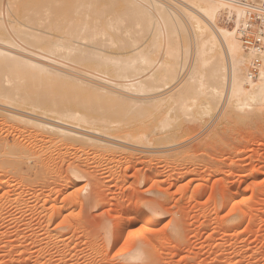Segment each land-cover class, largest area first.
<instances>
[{
    "label": "rangeland",
    "instance_id": "374dc122",
    "mask_svg": "<svg viewBox=\"0 0 264 264\" xmlns=\"http://www.w3.org/2000/svg\"><path fill=\"white\" fill-rule=\"evenodd\" d=\"M9 1L0 45L9 39L23 55L52 58L57 63L50 65L69 78L49 76L55 84L47 89L60 101L59 111L16 101L20 94L14 99L0 95V264H264V99L242 107L228 104L217 114L214 107L203 111L204 96L196 95L199 101L191 111L177 110V97L169 95L179 82L166 70L171 64L178 69L186 56L190 60L193 45L162 24L155 46L149 29L160 24L143 19L131 0H0V5L5 9ZM98 23L111 40L108 34L96 39L86 35ZM70 27L85 28L74 34ZM21 32L49 39L40 42ZM83 35L87 38L82 40ZM135 38L153 60L140 64L153 81L138 88L137 80L116 73L115 65H97L64 49L48 51V41L60 39L88 51L97 48L100 54L127 57ZM177 40L179 54L173 55ZM187 48L191 55H186ZM203 67L201 80L209 84L208 91L215 74L212 67ZM32 74L40 72L0 60L3 88L18 85L21 93L34 89L38 76ZM73 78L88 80L83 98L102 104L106 100L114 107L111 111L118 102L127 106L123 115L108 113L107 118L132 129L137 138L132 141L123 138L125 130L98 125V112L89 113L82 108V97L67 94L66 84L77 83ZM157 96L167 98L160 107L135 101ZM23 110L110 141L112 149L65 141L54 132L10 122V112ZM67 111L88 113L90 122H79ZM176 114L170 127H160L165 117ZM168 131L175 134L173 140L157 139ZM8 144L20 147L11 151ZM70 165L85 178H73ZM140 241L141 258H131Z\"/></svg>",
    "mask_w": 264,
    "mask_h": 264
},
{
    "label": "bare ground",
    "instance_id": "6f19581e",
    "mask_svg": "<svg viewBox=\"0 0 264 264\" xmlns=\"http://www.w3.org/2000/svg\"><path fill=\"white\" fill-rule=\"evenodd\" d=\"M131 1L134 3V6H136L135 8H137V11L139 12V14H141L143 19L154 20L160 24L157 27L150 26L149 29L150 31L149 35H151V37L153 38V39L151 38V40H153V44L155 46L158 45L159 42L158 40L161 37V33L164 31L163 29L162 30L160 29L162 28V24L169 25V28H171L173 32L178 33L179 35L182 34L183 36L186 37V39L190 41L189 44L191 43V45H193L192 46L193 54L191 57L192 59L190 58L189 60V56H186L183 61L181 60V63L179 62L180 64L178 63L179 64L178 69H175L176 66L175 67L173 66L174 68H172V64H171V66L169 67L170 69L166 70V72L171 73L170 76L171 77L173 76L172 77L173 80L176 79L179 82L175 87L176 90L174 94L169 95V97H172V99L175 96L177 97L176 98L177 100H175L176 103L178 104L176 105L177 110H179L180 112L191 111L193 107L197 105V102L199 101V100L197 101V98L199 97V95L204 96L200 108L202 107L203 111L206 112V110L209 111V109L214 107L213 108L214 113L217 114L222 113L225 107L228 106V104L242 107L244 104L246 105L247 103H251L250 101H252V99H258L259 101H262L264 99V50L257 52L253 49H247L244 46L242 40L243 31L253 16V9L250 6L251 2L249 1H254V0L239 1L240 2L239 8H237L235 4H231V0H169L168 2L164 0H131ZM224 3H229L230 7L229 8L221 7V5ZM3 7L4 6L0 5V30L6 29V27H8L5 17L6 15L7 16L9 15L12 5L9 1L7 3L6 8L4 9ZM140 20L144 21L142 19ZM221 22H224L225 25L221 26L219 24ZM231 23L232 25L230 26ZM107 24H109V22ZM110 24L112 27L113 23ZM108 26L110 27V25ZM71 28L72 27H70L69 30H71ZM84 28H81L79 30L76 29L74 30L73 28L71 31H73L75 34L77 32H80V30L82 32ZM106 29L107 28L100 27V24L98 23V25L96 24V26H94L93 29L91 30L88 29L89 33H86V35L90 36L93 39H96L98 36L108 34ZM35 32L33 33L21 32V34L23 33L25 35L34 36V37L37 36V38L39 37L38 40L40 42L42 41V39H44L43 41H45V39L46 40L49 39L47 38V36L43 34L35 35L36 34ZM69 33L71 32L69 31ZM108 36L110 37L111 40L112 35L110 36V34H108ZM81 38L83 40L87 37L83 35ZM138 43L139 42L136 40V38L134 41L131 42L130 46L132 47L131 50L133 53L127 57H119V56L115 57L111 55L100 54L99 52H95L97 48L95 49V51H88L72 43H64L60 39L50 40V43L48 41V47H50L48 51L50 54H55L57 51L64 49L69 53L75 52L76 56L80 59H84L88 62L89 61L96 62L97 65H102V66L115 65V69L117 68L116 73L123 72L125 74H128V77H132L130 78L131 81L133 80L132 82L137 80L135 83H138L136 84V88H138L140 83L153 81V76L147 75L146 74L147 67L143 66L146 63H152L153 60L150 59L151 57H149V53H147V51L144 52L145 47H142L143 43L142 44L139 43V45H137ZM3 44L4 45H0V60L4 64L7 65L21 64L23 65V68L26 70L37 69L40 72V75L37 74L31 75L33 77H35L36 75L38 76V81L37 83H35L34 89H29L26 92L21 93L19 92L20 87L18 85L7 88H3L0 85V95L8 96L14 99L15 94H20L21 95L20 98L18 97L19 99H17L16 101H20L24 104L28 103L35 107H41L48 110L59 111L58 108L61 107L60 101H58L55 97H53L51 95V91L47 89V87H50L53 84H55V83L53 84L49 83L51 80L49 76L51 75L57 78H61L62 76H64L69 78V75L67 76L66 74H64L65 72L61 70V68L57 69L58 67L55 68L54 66L50 65V63H54V64L57 63L56 60L52 58H49L45 55L38 53L36 54L35 59L28 57L25 54L23 55L21 54L22 51H16L19 46L13 43L9 39L8 40L4 39ZM175 44L176 45L171 46V51H173L172 52L173 55L176 54L174 52H178L179 49L178 40L177 42H175ZM180 47L183 46L180 44ZM190 51H191L190 48H187L185 52L186 55L190 54ZM255 59L259 60V73L257 75V80L251 79L250 73L248 72L249 69L248 67L251 66V64H253ZM142 63L145 64L140 65ZM205 65H207L208 67H212L211 69L213 71V74H215L213 76L214 77L213 81L215 83L212 86H210V88H208V91L205 90L207 89L206 87L208 84L207 81L204 84L203 82L205 81L201 80L204 77L203 76L204 73L202 72V69L204 68L203 66ZM166 74L167 73H165V75ZM44 78L45 81L43 80ZM73 79L74 81L76 80L77 83L66 84L69 90L67 94L71 97H82L86 90L85 85H89V83L87 82L88 80H81L76 78ZM194 82L197 83L200 82V83L197 84ZM98 87L99 86L95 88L94 86L95 89H100ZM191 93L192 95L193 94L195 95L192 96ZM196 95L197 98L195 97ZM135 101H138L139 103H147V104L151 103L152 105L155 103L156 105L153 106L160 107V104H162L164 101H167V98H160L159 96H157L149 99L139 98V100H135ZM80 103L83 106L82 108H85L87 111H89V113L92 114L93 112H98V117L96 118L99 122L98 125H101L105 128H109L114 131L125 130L124 128L121 127L122 125H113L116 122H114L113 120H109L107 118L108 113L115 114L117 116H121L125 113L123 108L127 106H124L121 102H118V104L115 103V105L116 104L118 105V108L115 109L114 111H111L113 106H111L109 104L110 102L108 103V101L106 100L103 101L102 104L94 99L82 97ZM96 106H100V107L96 108ZM24 111L26 112V110H23V113L22 112L20 113V111L10 112V114H8L9 116L7 115L8 118L10 119V122L12 121L17 125L19 124L27 127H32L38 130L39 132H46V133L54 132V134H57V136H59L60 138H62V140L65 141H70V142L81 141L84 142L85 144H88V146H92L98 149H103L106 151L112 149L110 145L111 143H109L110 141L108 142L105 139L97 138L94 135H90V133L84 135L82 134V132H79V130H76L75 126H74L75 128L69 127L66 124L65 126L63 125L64 122H62L63 124L60 125L57 120H53V121L58 122V124L47 120L49 118L46 116L38 115L36 113L34 114L32 111L30 112L29 110L27 111V114H24L25 113ZM28 114H34V115L31 116ZM67 116L79 122H90L89 121L90 115L88 113L67 111ZM178 117L179 114H176L171 119L165 117L161 121L160 127H162V129L170 127L172 125L173 119L175 120ZM89 132L92 133L94 132L95 134L97 133L99 134L98 130L96 131L89 130ZM124 134L125 135L123 136V138H129L130 140L137 138L136 136H134V133L130 128L129 130H125ZM174 138H175V134L168 131L167 133H165L164 135L160 136L157 139L165 140L168 142L170 140H173ZM17 146L15 144H8L6 145V149L8 150L10 148V150L12 151V149L14 150V147H16L15 148L16 150ZM19 147L20 145L18 146V149ZM44 155H46V153ZM70 168L73 178L78 180L85 178L84 174L78 168L71 165ZM73 178H69L70 180L68 179V181L70 183H73ZM68 181L64 180V183L67 182L68 184L67 183L65 184L69 185ZM230 196L231 194L227 196V200H229ZM151 221L153 220L150 219V222ZM120 224L122 225L123 223ZM143 245L144 242L140 241L139 244L136 246L135 251L131 254V258L134 259L141 258L142 252L144 250ZM151 255L154 256V254Z\"/></svg>",
    "mask_w": 264,
    "mask_h": 264
},
{
    "label": "built area",
    "instance_id": "2783aa9c",
    "mask_svg": "<svg viewBox=\"0 0 264 264\" xmlns=\"http://www.w3.org/2000/svg\"><path fill=\"white\" fill-rule=\"evenodd\" d=\"M168 2L169 0H164ZM247 1V0H239ZM250 6L253 9L252 19L249 21L243 31V44L247 49H253L257 52L264 50V0H254ZM250 78L255 79L259 73V60L255 59L250 66Z\"/></svg>",
    "mask_w": 264,
    "mask_h": 264
},
{
    "label": "snow or ice",
    "instance_id": "6c2138e0",
    "mask_svg": "<svg viewBox=\"0 0 264 264\" xmlns=\"http://www.w3.org/2000/svg\"><path fill=\"white\" fill-rule=\"evenodd\" d=\"M231 4H235L237 8L240 7L239 0H231ZM221 7L229 8L230 7V4L229 3H224V4L221 5Z\"/></svg>",
    "mask_w": 264,
    "mask_h": 264
}]
</instances>
